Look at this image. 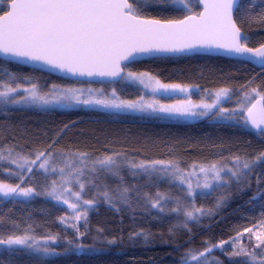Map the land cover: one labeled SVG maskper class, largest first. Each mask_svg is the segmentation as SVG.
I'll return each mask as SVG.
<instances>
[{
  "label": "snow or ice",
  "instance_id": "6c2138e0",
  "mask_svg": "<svg viewBox=\"0 0 264 264\" xmlns=\"http://www.w3.org/2000/svg\"><path fill=\"white\" fill-rule=\"evenodd\" d=\"M170 2L178 7L181 18L161 19L149 14L151 10H167ZM236 6L237 0H0V56L18 62L42 64L75 77L127 79L139 82L153 92L186 93L188 89L184 86L161 83L148 72L132 71L129 65L139 55L217 51L242 57L245 62L259 64L264 70V43L250 46L249 37L234 18ZM248 20L249 23L264 24V11L250 14ZM93 91L88 90L89 93ZM230 91L220 88L212 103H196L187 99L164 104L157 100L144 102L143 97L140 100H121L115 89L112 91L113 98L109 99L85 96L84 89L62 88L56 84L42 93L35 83L28 88L3 83L0 84V105H95L148 114L181 117L210 115L216 119L230 120L234 117L229 113L237 110L220 105L221 99L227 98ZM244 100L245 103L238 109L244 114L241 117L243 124L254 130L258 138L264 139V93L253 87L244 92ZM55 143L54 140L52 144ZM52 144H49V149ZM118 156L117 153L92 157L87 152L57 153L48 149L25 154L17 151L16 146L0 148V162L14 165L17 171L8 168V173L19 181L7 183L0 180V197L31 200L44 196L66 205L71 209L72 222L65 215L60 217V223L72 228L80 238L75 243L72 239L67 240L71 248L66 251L72 248L82 251L91 246L81 242L86 231H81L80 222L83 219L86 228L88 211L96 203L94 198H85L86 183L96 187L93 182L102 174L123 181L121 169L127 166L140 170L133 171V176L142 173L149 178L164 176L178 181L185 186L181 188L182 197L159 191L155 196L143 193V197L158 213L169 211L182 216L178 227L191 232L192 227L199 225L204 217L214 216L217 210L225 206L233 187L242 189L249 186L253 174L264 170V151L251 157L234 155L228 163H193L187 169L181 167L178 160H153L150 163L141 160L132 163L127 158L118 159ZM84 177L87 179H82ZM256 179L264 180V171ZM32 181L42 183L33 185ZM128 193L129 188L122 187L117 198L129 203L131 197ZM102 194L111 203L112 197L108 191L104 190ZM214 194L217 198L213 208L197 206V200L201 197ZM169 231L172 232V229ZM135 237L149 238L143 230L130 234V238ZM50 243L56 244L57 237L50 235L41 242L28 234L0 236V245L7 249L19 246L43 256L60 255L49 246ZM107 243L116 244L117 240L109 239ZM217 249L229 259L247 258L234 260L233 264H264V218L238 231L228 240L206 243L198 252L190 249L184 257V264H190V261L196 264H213V261L223 264L214 255Z\"/></svg>",
  "mask_w": 264,
  "mask_h": 264
},
{
  "label": "trees",
  "instance_id": "16d2710c",
  "mask_svg": "<svg viewBox=\"0 0 264 264\" xmlns=\"http://www.w3.org/2000/svg\"><path fill=\"white\" fill-rule=\"evenodd\" d=\"M260 11H264V0H240L234 15L249 37L250 46L264 43V24L249 23L248 20L250 14ZM149 14L161 19L181 18L180 10L171 2L167 10H151ZM129 67L134 72H148L161 83L195 87L199 94L228 88L231 90L230 96L221 104L225 108L233 107L242 93L253 87L264 93V70L222 57L160 58L134 63ZM28 78L39 85L72 83L0 60V84L15 86L24 84ZM111 86L123 100H136L142 95V89L131 83L121 81L104 85L105 88ZM54 140L56 143L52 144ZM49 144H52L51 149ZM6 146H16L17 151L25 154L37 149L55 150L57 153L87 152L92 157L118 153V159L127 158L132 163L141 160L147 163L153 160H178L181 167L187 169L193 163H228L234 155L251 157L264 151V139L258 138L254 130L243 123L205 119L174 121L99 110L0 105V148ZM133 171L127 166L123 167V181L103 174L98 180L100 187L88 183L89 195L97 196V204L88 214L86 228L85 221L81 223V231H86L81 242L91 246L82 251L74 248L66 251L71 248L67 240L72 239L75 243L80 238L72 228L60 223V217L66 213L56 201L44 196L31 200L0 197V236L28 234L38 240L56 236L61 253L43 256L0 245V264H184V257L190 249L198 252L206 243L228 240L238 231L264 218V180L256 179L264 170L253 174L249 186L242 189L233 187L225 206L217 210L214 216L204 217L199 225L192 227L191 232L178 227L182 216L169 211L158 213L143 197V193L155 196L157 191L182 197L183 187L160 176H133ZM8 174L7 165L0 162V180L16 183L17 180ZM40 183L32 181L33 185ZM122 187L129 188V203H121L117 198ZM104 190L112 197L111 203L102 194ZM216 198L215 194L201 197L197 200V206L213 208ZM97 229L102 231L98 232ZM141 230L149 236L148 240L130 238V234ZM109 239H116L117 243L110 245L107 243ZM214 255L223 264H233V260L222 255L218 249Z\"/></svg>",
  "mask_w": 264,
  "mask_h": 264
},
{
  "label": "rangeland",
  "instance_id": "374dc122",
  "mask_svg": "<svg viewBox=\"0 0 264 264\" xmlns=\"http://www.w3.org/2000/svg\"><path fill=\"white\" fill-rule=\"evenodd\" d=\"M124 82L127 83H131L135 86H138L142 89V95L141 97H143V101L144 102H151L153 100H157L160 103H164V104H175L177 103V101H182V100H187V99H191L192 101L199 103L201 101L206 102V103H212L215 101L216 97H215V92L212 93H205V94H199L198 89H196L195 87H191V86H184L188 89V92L184 93V92H153L151 88H145L142 84H140L139 82H131L128 81L127 79H123ZM35 83L38 86V90L43 92H47L51 89V85L52 84H38L37 82L33 81L32 79L28 78L26 79V82L24 84H19L22 87L28 88L31 87L32 84ZM56 85L60 86V87H73V88H79V89H84L85 90V96L87 95H92V96H99L102 98H113L112 97V91L113 89H115L113 86L109 87V88H105L104 85H94V84H86V83H69V84H58L56 83ZM92 89L94 90L93 92L89 93L88 90ZM117 93V92H116ZM195 94H198L199 96L194 97ZM18 95H26V93H18ZM230 96V93H229ZM229 96L227 98H223L220 101V105L223 103L224 100H227L229 98ZM117 97L119 99H121L118 95ZM140 97V98H141ZM140 98L136 99V100H140ZM123 100V99H121ZM245 103L244 100V93H242L239 101H237V103H235V105L233 107H229L228 109H236L237 111L234 112H230L229 115L233 116V119L230 120H220V119H216L214 117L209 116H197V117H181V116H169V115H164V114H148L147 112H139V111H130V110H116V109H106L100 106H84V105H76L73 104L72 106H67V105H53V106H46V107H38V106H29V105H8V106H12V107H19V108H39V109H54V110H71V109H88V110H99V111H103V112H107V113H115V114H130V115H135V116H140V117H159V118H164V119H168V120H174V121H197V120H209L211 122H224V123H233V124H238V123H243V120L241 119L242 115H244L243 113L239 112V107ZM7 165L8 168H12L13 172L17 171V169L15 168L14 165H9L7 164V162H3ZM159 167V166H158ZM135 171L140 172L139 169H136ZM142 174V173H141ZM9 177H11L12 179H16L17 182L18 178L14 175H10L8 174ZM95 176V174H93ZM103 175V174H102ZM101 175L98 176L95 180H94V184L97 187H100L98 180L100 179ZM163 177L165 179L170 180L173 183H176L178 186L180 187H185L183 185H180L178 181H173L171 178L168 177H164V176H160ZM82 179H87V177H84ZM16 182V183H17ZM13 183V182H11ZM88 183H86V187H85V198H89V199H95L96 203L94 204V206L92 208L89 209L88 214L95 209L96 204H97V196H90V191L87 189ZM75 190V189H74ZM3 198V197H2ZM18 199H23L24 198H18ZM123 203V202H121ZM58 205L65 211L66 215L69 217V222L71 221V209H68L66 205L58 203ZM84 220L82 219L80 223H82ZM37 241H41L43 242L45 239H35ZM30 242H35V241H30ZM2 246V245H1ZM52 248H55L57 251L60 247V242H58L56 244H51L49 245ZM5 247L6 246H2ZM13 249H21V250H26L28 252H32L34 253L31 249H27V248H21L19 246H14ZM259 251V250H257ZM59 252V251H58ZM50 256H54V255H50ZM211 259V258H210ZM243 260V257H235V258H231V260ZM247 259V258H245ZM193 264H196V262L194 261H190ZM213 264H215V261H213Z\"/></svg>",
  "mask_w": 264,
  "mask_h": 264
},
{
  "label": "water",
  "instance_id": "95a60500",
  "mask_svg": "<svg viewBox=\"0 0 264 264\" xmlns=\"http://www.w3.org/2000/svg\"><path fill=\"white\" fill-rule=\"evenodd\" d=\"M239 4H240V0H237V6H236V9L234 10V15H235V12H236ZM192 56L222 57V58H226V59H230V60H237V61L245 62L243 60V58L239 57V56H229V55L224 54L223 52H217V51H213V52H203L202 51V52L178 53V54L139 55L136 57V59L131 64L143 62V61H148V60H152V59L192 57ZM0 60L14 64V65H18L20 67H24V68H27L30 70H34V71H38V72H41L44 74H48V75L54 76L56 78L65 80V81L74 82V83H86V84H94V85H112V84H118L122 81V79H120V78L111 79V78H100V77H75V76H71V75L62 73L58 70L50 69L47 66L42 65V64H37V63H33V62H18V61H14V60H9L3 56H0ZM245 63H248L257 69H261V65H259V64L249 63V62H245Z\"/></svg>",
  "mask_w": 264,
  "mask_h": 264
}]
</instances>
